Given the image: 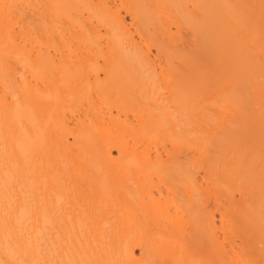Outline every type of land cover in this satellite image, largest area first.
<instances>
[{"label": "bare ground", "instance_id": "6f19581e", "mask_svg": "<svg viewBox=\"0 0 264 264\" xmlns=\"http://www.w3.org/2000/svg\"><path fill=\"white\" fill-rule=\"evenodd\" d=\"M0 264H264V0H0Z\"/></svg>", "mask_w": 264, "mask_h": 264}, {"label": "rangeland", "instance_id": "374dc122", "mask_svg": "<svg viewBox=\"0 0 264 264\" xmlns=\"http://www.w3.org/2000/svg\"><path fill=\"white\" fill-rule=\"evenodd\" d=\"M213 210V209H212ZM214 211V210H213ZM215 216H216V218H218V212H215ZM217 223H218V220H217Z\"/></svg>", "mask_w": 264, "mask_h": 264}]
</instances>
